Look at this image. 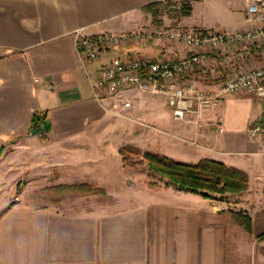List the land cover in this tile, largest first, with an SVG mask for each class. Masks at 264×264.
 Here are the masks:
<instances>
[{"label":"crops","instance_id":"crops-1","mask_svg":"<svg viewBox=\"0 0 264 264\" xmlns=\"http://www.w3.org/2000/svg\"><path fill=\"white\" fill-rule=\"evenodd\" d=\"M168 1L0 0V151L22 148L23 170L38 167L58 184H92L108 198L77 211L18 203L5 170L21 166L2 162L0 264H264V138L246 135L261 118L256 99L227 97L199 117L175 120L161 94L93 97L90 78L103 62L136 49L170 57L184 51L157 41L88 61L77 52V35L137 30L147 23L144 6ZM190 6L179 28L245 26L242 0ZM33 114L41 118L36 134ZM120 120L131 125L123 130ZM26 139L43 143L19 144ZM127 145L185 163L221 162L247 175V189L206 199L149 187L147 170L123 163L119 149Z\"/></svg>","mask_w":264,"mask_h":264},{"label":"built area","instance_id":"built-area-1","mask_svg":"<svg viewBox=\"0 0 264 264\" xmlns=\"http://www.w3.org/2000/svg\"><path fill=\"white\" fill-rule=\"evenodd\" d=\"M170 1L171 9H177V2L190 0ZM242 1L245 26L235 32L176 27L78 34L77 52L88 61L118 47H154L157 41L184 51L170 57L136 49L103 62L90 78L93 97L100 101L133 89L161 94L172 117L185 120L201 116L227 97L249 96L258 101L261 118L248 125L246 135L264 138V0ZM215 129L222 130L219 125Z\"/></svg>","mask_w":264,"mask_h":264},{"label":"trees","instance_id":"trees-1","mask_svg":"<svg viewBox=\"0 0 264 264\" xmlns=\"http://www.w3.org/2000/svg\"><path fill=\"white\" fill-rule=\"evenodd\" d=\"M159 4H149L141 10L150 12ZM178 9L180 17L188 16L191 11L190 3H180ZM40 119L36 114L31 117L30 124L33 130L38 127ZM119 153L123 163L128 166L136 165L127 163L129 156L140 154L148 175L156 179L147 183L152 188L159 186L171 187L175 190L198 194L206 199H212L216 195L241 194L247 189L248 179L243 171L227 167L223 163L212 159H201L196 163H185L150 151L140 152L139 149L129 145L121 147ZM50 189L73 191L87 195L104 193V189L88 183L60 184ZM244 224L245 228L249 229V220L244 221ZM260 238H264V234Z\"/></svg>","mask_w":264,"mask_h":264},{"label":"rangeland","instance_id":"rangeland-1","mask_svg":"<svg viewBox=\"0 0 264 264\" xmlns=\"http://www.w3.org/2000/svg\"><path fill=\"white\" fill-rule=\"evenodd\" d=\"M172 1L160 3L158 6L153 8V11L145 12L143 14L147 18V23L143 25L141 28H150L155 30H167L171 28H176L177 23L182 18L179 13L180 3L190 1H180L177 2V9H171L173 3ZM179 28V27H178ZM143 92V91H142ZM149 95H156V93L144 92ZM131 123L127 120H120L121 129L123 126H129ZM40 141H29L25 140L19 142L20 145L36 146L38 144H42ZM33 145V146H32ZM18 148V147H17ZM21 148L19 152L14 153L11 147L7 148L4 153L0 151V164L2 162H16L18 166L8 170H5L7 173L5 176L10 179V187L15 188L16 202L21 204L32 205L33 207H43L46 205H58L59 207L69 208L71 210L77 211L83 208L92 207L93 205H101L108 199L105 197V191L103 194H95V195H87L80 194L73 191H58L54 189H50L52 187L58 186L60 184L57 183L58 178L53 175L44 176L41 174L39 168L31 169L30 171H25L22 168V164L25 160L24 152ZM140 152L143 150L139 149ZM127 163L136 164L135 166L139 171L146 173L145 164L141 160V156L132 155L129 156ZM137 163L141 165H137ZM5 166L0 169V172ZM155 178L147 175L146 181H154ZM9 183V182H8ZM162 183L160 182V185ZM216 195L214 198L218 197ZM67 208V209H68Z\"/></svg>","mask_w":264,"mask_h":264},{"label":"water","instance_id":"water-1","mask_svg":"<svg viewBox=\"0 0 264 264\" xmlns=\"http://www.w3.org/2000/svg\"><path fill=\"white\" fill-rule=\"evenodd\" d=\"M40 130H41V128L38 126L36 129L33 130L32 133H33V134H36V133H38Z\"/></svg>","mask_w":264,"mask_h":264}]
</instances>
